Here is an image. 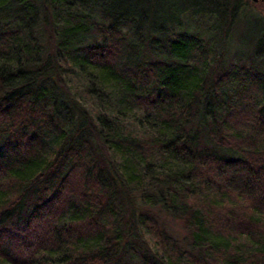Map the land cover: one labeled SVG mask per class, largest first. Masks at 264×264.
Wrapping results in <instances>:
<instances>
[{
    "label": "trees",
    "instance_id": "16d2710c",
    "mask_svg": "<svg viewBox=\"0 0 264 264\" xmlns=\"http://www.w3.org/2000/svg\"><path fill=\"white\" fill-rule=\"evenodd\" d=\"M123 1L0 0V264H264V16L210 0L236 58Z\"/></svg>",
    "mask_w": 264,
    "mask_h": 264
},
{
    "label": "rangeland",
    "instance_id": "374dc122",
    "mask_svg": "<svg viewBox=\"0 0 264 264\" xmlns=\"http://www.w3.org/2000/svg\"><path fill=\"white\" fill-rule=\"evenodd\" d=\"M211 2L210 0H124L120 6H129L132 12L140 14L141 20H153L156 28L166 29L172 24L183 21L184 29L197 30L206 36L214 34L218 40L227 43L236 58L238 49L243 52V56L249 49L255 53V48L250 45L255 36L262 34L263 27L253 13L264 16V5L254 3L256 2L254 0H247V7L253 13L241 16L234 25H231L229 24L231 8L227 11H219ZM155 216L173 239L182 247L187 246L188 240L185 239L187 232L182 221L164 212L155 211Z\"/></svg>",
    "mask_w": 264,
    "mask_h": 264
},
{
    "label": "flooded vegetation",
    "instance_id": "af4514ba",
    "mask_svg": "<svg viewBox=\"0 0 264 264\" xmlns=\"http://www.w3.org/2000/svg\"><path fill=\"white\" fill-rule=\"evenodd\" d=\"M259 1V0H258ZM263 4H264V0H262Z\"/></svg>",
    "mask_w": 264,
    "mask_h": 264
},
{
    "label": "water",
    "instance_id": "95a60500",
    "mask_svg": "<svg viewBox=\"0 0 264 264\" xmlns=\"http://www.w3.org/2000/svg\"><path fill=\"white\" fill-rule=\"evenodd\" d=\"M254 1H256V2H257L258 0H254Z\"/></svg>",
    "mask_w": 264,
    "mask_h": 264
}]
</instances>
